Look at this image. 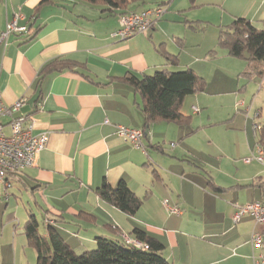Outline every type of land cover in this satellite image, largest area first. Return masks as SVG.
Segmentation results:
<instances>
[{
    "label": "crops",
    "instance_id": "obj_1",
    "mask_svg": "<svg viewBox=\"0 0 264 264\" xmlns=\"http://www.w3.org/2000/svg\"><path fill=\"white\" fill-rule=\"evenodd\" d=\"M165 2L150 0L145 5H132L130 10L142 11ZM230 4L232 18H245L261 26L264 0H232ZM102 8L80 0H0L3 103L11 107L24 100L21 112L34 121L33 134H49L37 166L10 178L9 188L27 196L28 217L24 224H16L15 212H4L0 264H24L29 256L32 261L28 264H37V250L29 245L24 232L29 216L35 215L33 207L44 218L40 233L47 237L46 222H51L78 253L94 249L98 236L121 239L141 229L164 245L163 255L171 264L263 262L264 245L255 247L252 235L255 231L263 233L264 225L257 224L250 214L237 222L234 216L237 204L264 205L260 201L264 197V176H211L209 172L202 176L197 173L204 172L202 163L196 160L181 170L176 165L182 150L173 140L184 143L192 138L189 134L193 131L183 124L167 122L146 129L143 99L125 80L129 74L141 77L165 69L190 68L199 75L198 64L211 63L207 54L194 59L192 53L188 61L182 54L179 57L174 51L168 52L165 45L176 48L174 43L180 44L183 52L188 48L187 34L180 33L165 35L168 43L159 48L157 43L162 39L157 41L153 32L165 14L145 33L128 40L112 37L120 28L121 15H106ZM16 15L22 16L19 24L27 25L30 32L1 40ZM170 55L177 56L176 65L167 62L165 56ZM57 60H70L79 66L44 74L45 68ZM193 107L199 106H192V115L201 116L203 109L195 113ZM118 126L146 129L142 147L121 138ZM160 154L171 158L166 161L168 167L161 165ZM121 180L138 197L145 198L133 217L97 194L103 182L116 187ZM2 187L8 189L0 185V190ZM11 195L15 194L6 191L7 200ZM169 207L182 213L174 214Z\"/></svg>",
    "mask_w": 264,
    "mask_h": 264
},
{
    "label": "rangeland",
    "instance_id": "obj_2",
    "mask_svg": "<svg viewBox=\"0 0 264 264\" xmlns=\"http://www.w3.org/2000/svg\"><path fill=\"white\" fill-rule=\"evenodd\" d=\"M157 1L169 2L170 0ZM231 1L174 0L170 3L171 6L156 32H153L157 41L159 37L162 39L157 43L159 48L162 43H168L167 35L187 34V41L190 44L184 52L180 44L176 43H174L176 48L170 44L168 48L165 45V49L170 53L174 51L179 57L182 54L188 61L192 53L195 54L194 59L196 57L203 59L207 54L206 57L211 62L210 64H206L209 61L203 62L196 67L200 68L199 75L206 81L205 91L187 97L183 104L182 112L185 116L191 117L190 122L183 123V126H188L189 132L195 133L193 135L190 133L192 138L183 141L184 143L181 140H173L182 150L178 152L180 157L177 159L180 163L176 166H180L182 170L184 167H191V161L196 160L202 163L201 168L204 172L197 170V173L202 176H205V172H209L211 176H264V164L259 161L258 153V148L263 146L260 140L264 135V77L246 75L248 67L246 59L231 57L226 51L218 48L220 27L232 23V21L222 20L234 19L230 16ZM164 9L167 10V7ZM150 35L151 33L148 34L149 37ZM213 50L217 51L215 57L210 54ZM245 57L248 58V54H245ZM218 58L220 61H214ZM153 74L154 72L148 75ZM193 105L203 109L201 116L192 115ZM165 141L167 145L171 144L170 140ZM158 156H160L161 165L168 167L166 161L171 158L167 157V159L161 154ZM248 159L253 160L247 163ZM6 191L16 196L11 195V199L7 200ZM24 195L25 197L15 188H1L0 223L2 218L5 221L3 215L7 211L6 215H9L11 211L15 212L13 215L16 224L26 222L28 200L26 194ZM260 201L264 203V197ZM33 211L43 232L42 212L34 207ZM261 234L264 237V232ZM31 261L32 256H29L24 264ZM4 263L12 264L10 261Z\"/></svg>",
    "mask_w": 264,
    "mask_h": 264
},
{
    "label": "trees",
    "instance_id": "obj_3",
    "mask_svg": "<svg viewBox=\"0 0 264 264\" xmlns=\"http://www.w3.org/2000/svg\"><path fill=\"white\" fill-rule=\"evenodd\" d=\"M80 1L102 6V12L106 15L124 16L131 12H140L130 10L132 5H145L150 0ZM171 1L148 9H164ZM160 21H157L154 28ZM218 48L226 51L231 57L246 59V75L264 77V19L260 27L245 18H235L230 25L220 27ZM210 54L215 57L217 51L213 50ZM245 54H248V58ZM165 58L172 65L178 62L177 56L170 55ZM78 66L70 60H57L45 68L44 74L74 70ZM125 80L143 99L141 110L146 129L159 122L188 123L190 118L182 112L185 99L205 91L206 88L205 79L190 68L182 71L165 69L141 77L129 74ZM260 144L264 147V135ZM262 147L260 146L261 149ZM97 194L103 201L132 217L138 213L145 201V198L138 197L124 180L116 187L103 182L97 189ZM46 224L47 237L40 233L39 222L33 214L29 216L24 227L29 245L37 250V264H171L163 255L164 245L141 229H134L131 236L123 235L121 239L98 236L94 249L78 253L70 247L54 225L48 222ZM124 236L133 242L127 241Z\"/></svg>",
    "mask_w": 264,
    "mask_h": 264
},
{
    "label": "built area",
    "instance_id": "obj_4",
    "mask_svg": "<svg viewBox=\"0 0 264 264\" xmlns=\"http://www.w3.org/2000/svg\"><path fill=\"white\" fill-rule=\"evenodd\" d=\"M166 10L163 8L147 9L140 12H131L120 17V28L111 34L121 40H128L137 34L145 33L154 28L158 20H161ZM22 18L16 15L13 21L7 24L2 33L1 40H7L11 35H25L30 32L27 25L21 26L19 20ZM24 100L9 107L3 103L0 92V185L11 187L10 178L20 175L25 170L37 166L40 154L46 148L49 141L48 133L33 134L34 121L21 111ZM195 113L199 108L193 107ZM6 118L7 121L3 119ZM118 135L126 141L131 142L135 147H142V140L145 136L144 130H135L125 126H118ZM259 161L264 164V150L258 148ZM253 159L246 160L250 163ZM164 204L167 205L165 201ZM234 220L237 222L241 217L250 214L255 217L257 224L264 225V205L251 203L247 205H236ZM172 213L181 214L176 207H169ZM49 223V222H48ZM51 224V222H50ZM124 238L133 242L127 236ZM263 236L260 232H253L252 241L255 247L264 245ZM257 264H264V261Z\"/></svg>",
    "mask_w": 264,
    "mask_h": 264
}]
</instances>
